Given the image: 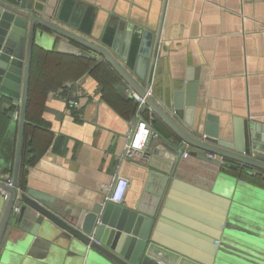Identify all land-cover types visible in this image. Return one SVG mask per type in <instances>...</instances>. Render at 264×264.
Segmentation results:
<instances>
[{"label": "crops", "instance_id": "obj_1", "mask_svg": "<svg viewBox=\"0 0 264 264\" xmlns=\"http://www.w3.org/2000/svg\"><path fill=\"white\" fill-rule=\"evenodd\" d=\"M82 1L96 6L97 14L131 17L144 28L155 30L159 41L155 39L154 53L161 59L158 72L154 68L157 64L151 65L149 79L144 83L147 88L152 81L153 86L155 78L153 96L168 92L173 81L183 80V85L195 81L198 82L197 111L216 114L221 128L226 126L230 130L234 121L247 118L264 127V0ZM68 17L78 23L88 21L86 11H78L75 6L69 10ZM116 25L120 26L119 22ZM67 41L88 49L76 40L67 38ZM35 45L95 62L72 80L78 93L77 105H70L60 94L62 90L45 95L43 86H38L40 94L29 108L30 116L39 119L32 120L35 123L30 131L33 153L38 157L28 168L27 187L45 192L67 207L91 208L96 202L107 200L103 184H114L119 175L129 179L121 201L128 202L142 193L151 173L155 175L149 184L158 189V179L166 174L169 181L180 179L206 188L219 172L224 187L231 190L232 205L238 210L234 229L264 255V171L253 170L249 174L247 166L227 168L226 172L233 176L222 174L217 164L205 158V151L177 137L171 143L190 155L174 153L170 172L152 166L153 148L159 149L161 158L169 156L163 138H167L170 128L148 105L142 115L158 136L150 139L147 157H124L128 134L137 120L130 94L132 86L126 78L103 56L92 57L96 54L93 51H88L93 53L91 56H80L61 52L51 42ZM184 91L186 99V87ZM7 112L0 106V178L3 180L13 174L17 137V124ZM163 163L158 165L163 167ZM5 205L0 195V221ZM195 207L199 210V206ZM23 234L12 220L1 250L7 256L6 264H14L12 248ZM51 244L29 247L17 264H63L72 259L70 251L59 255L58 245ZM252 256L249 264H264L263 256H258L262 259H255L257 254Z\"/></svg>", "mask_w": 264, "mask_h": 264}, {"label": "water", "instance_id": "obj_2", "mask_svg": "<svg viewBox=\"0 0 264 264\" xmlns=\"http://www.w3.org/2000/svg\"><path fill=\"white\" fill-rule=\"evenodd\" d=\"M74 6L86 11V23L68 17ZM133 19L97 14L96 6L82 0H0V106L17 124L13 184L8 186L0 178V187L9 192L0 221V264L8 263L1 250L12 220L24 232L12 248L14 264L22 260L29 247L45 242L57 244L59 255L66 250L72 253V259L63 264H249L252 254H257L255 259L264 258L261 250L255 251L250 246L253 243L242 239L234 229L238 210L219 172L206 188L180 179L169 181L166 174L158 179V189L149 184L155 175L151 173L142 193L133 200L100 201L91 208L67 207L55 197L27 187L20 194V212L13 214L34 45L51 42L61 52L80 56H91L93 53L88 51H93L96 54L92 57L99 54L106 58L135 90L145 95L150 67L157 64V71L161 59L154 53L155 39L158 42L159 38L155 30ZM67 38L88 49H80ZM182 81H173L162 95L146 97L148 107L170 128L167 138H163L169 156L161 158L155 147L150 164L170 172L177 153L176 144L171 142L177 137L205 151L206 159V152L223 155L224 161L212 160L222 174L227 168L247 166L249 174L264 171V127L247 118L234 121L230 130L221 128L216 114L197 111L198 82L189 80L183 85ZM155 84L154 78L153 89ZM161 162L165 166H159Z\"/></svg>", "mask_w": 264, "mask_h": 264}, {"label": "trees", "instance_id": "obj_3", "mask_svg": "<svg viewBox=\"0 0 264 264\" xmlns=\"http://www.w3.org/2000/svg\"><path fill=\"white\" fill-rule=\"evenodd\" d=\"M95 60L74 56L65 55L56 51L46 50L34 45L31 58V79L28 94L27 121L23 135V147L21 154L20 170L18 174V184L22 191L27 188L28 168L37 160V155L33 153V146L30 141V131L32 128V120L39 121L30 116L29 108L35 102V96L40 94L38 86H43L45 95L50 92L61 91L64 97H70L75 92V87L71 90L63 89L65 82L77 79L85 68L91 66ZM73 82V81H72ZM37 93V94H36ZM134 111L136 112V101L132 98ZM28 120L32 122H28ZM58 142H62L58 140ZM256 179L257 178H253Z\"/></svg>", "mask_w": 264, "mask_h": 264}, {"label": "built area", "instance_id": "obj_4", "mask_svg": "<svg viewBox=\"0 0 264 264\" xmlns=\"http://www.w3.org/2000/svg\"><path fill=\"white\" fill-rule=\"evenodd\" d=\"M73 82H65L62 86L63 89L71 90L73 89ZM131 96L136 101V112L135 116L137 118L136 124L133 129L128 134V140L125 143L124 148V157L128 158H139V157H147L148 156V148L150 146L149 142L151 138H155L158 136L157 130L151 125L149 121L143 118L142 111L144 107L147 105V96L153 95V86L152 82L147 86L145 95H141L137 90L133 87L130 89ZM63 98L70 105L78 104V93L75 91L73 95L70 97ZM177 152L182 153L183 156L187 157L190 155V152L187 150L177 149ZM206 156L209 160L219 159L220 161H224L223 155H218L212 152H206ZM5 183L8 186L13 184V179L11 177H7ZM130 182L129 179L123 175H119L114 184H103L105 190H107L106 199L114 202H121L124 198L126 189L128 188ZM22 190L18 189V194L16 200L13 205L12 212L14 215L18 214L21 209L22 200L20 197ZM0 195H2L4 201L6 202L8 199L9 192L6 189L0 187Z\"/></svg>", "mask_w": 264, "mask_h": 264}]
</instances>
